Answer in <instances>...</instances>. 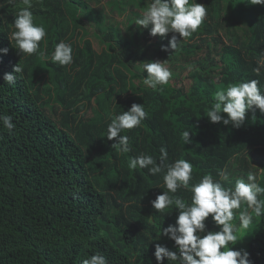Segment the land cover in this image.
Masks as SVG:
<instances>
[{
  "label": "trees",
  "instance_id": "trees-1",
  "mask_svg": "<svg viewBox=\"0 0 264 264\" xmlns=\"http://www.w3.org/2000/svg\"><path fill=\"white\" fill-rule=\"evenodd\" d=\"M151 3L32 0L33 22L46 35L28 55L12 39L22 0H0V49H8L0 53V115L15 125L12 131L0 125V264H82L97 252L107 264H157V243L176 251L161 235L175 225V206L156 212L151 204L167 191L165 173L129 165L141 154L158 162L162 147L167 164H192L190 186L210 174L234 188L236 179L249 182L251 174L264 187V113L253 106L238 128L206 117L215 93L230 84L256 79L264 92V6L196 0L207 15L190 37L179 38L171 32L153 37L151 25L135 24ZM173 35L181 39L177 48L162 50ZM60 42L72 47L69 65L51 59ZM155 61L172 72L158 90L143 82V63ZM18 63L23 71L17 75ZM5 74L17 75L16 82H5ZM133 103L148 116L122 131L130 148L122 153L105 135ZM185 131L191 143L183 140ZM171 195L191 203L189 189ZM254 222L240 251L250 264H264V215ZM205 224L201 235L219 230L211 216Z\"/></svg>",
  "mask_w": 264,
  "mask_h": 264
},
{
  "label": "clouds",
  "instance_id": "clouds-1",
  "mask_svg": "<svg viewBox=\"0 0 264 264\" xmlns=\"http://www.w3.org/2000/svg\"><path fill=\"white\" fill-rule=\"evenodd\" d=\"M22 3L24 7L18 11L12 24V39L15 41L14 48L20 54L32 55L38 51L39 42L45 37L46 31L43 26H37L33 22L32 0H22ZM248 3L264 6V0H248ZM206 15V7L197 4L196 0H152L142 17L136 19L135 24L143 28L151 25L149 34L153 37H164L171 32L178 34L179 38H188L200 27ZM180 40L173 35L167 47L162 50L176 49ZM7 51L8 49H0L2 54H7ZM72 51L70 44L60 42L55 46L51 59L59 65H69L73 62ZM41 57L48 59L46 53H41ZM22 71L19 63L13 68L17 75ZM143 71L148 74L147 78L143 79L144 84L153 90H158L159 86L168 83L172 77V72L165 66V62H145ZM17 75L5 74L4 81L14 84ZM258 85L259 81L252 79L230 84L226 89L217 91L206 117L212 123L222 122L225 126L232 124L238 128L245 120L246 111L253 106L264 113V92ZM147 116L143 105L136 103H133L128 111H122V114L115 116L105 135L109 141L115 139L112 147H118L122 153L129 152V137L121 133L123 130L139 126ZM0 125L9 131L15 127L12 117L8 115H0ZM189 135L190 131L183 132L185 143H191ZM167 157V150L162 147L158 162L147 154L129 159V165L133 169H148L149 174L153 176L165 173L163 181L167 191H163L151 202L152 208L156 212H163L174 205L178 212L175 225H169L161 233L174 241L176 251L157 243L154 251L157 264H161L164 259H167L168 264H250L247 252L233 249L242 239L237 235V227L233 223V210L240 208L242 202H246L257 216L264 215V200L258 198L260 194H264V187L253 182L255 176L251 174L247 177L249 182L236 179L234 188H224L214 181L210 174L204 175L199 183L190 186L192 164L185 159H177L174 163L167 164ZM180 188L190 190V204L185 203L179 196H170V193L175 194ZM209 216L219 230L201 235L205 232V221ZM240 220L246 228L251 217L247 212H242ZM82 264H107V259L97 252L84 259Z\"/></svg>",
  "mask_w": 264,
  "mask_h": 264
},
{
  "label": "rangeland",
  "instance_id": "rangeland-1",
  "mask_svg": "<svg viewBox=\"0 0 264 264\" xmlns=\"http://www.w3.org/2000/svg\"><path fill=\"white\" fill-rule=\"evenodd\" d=\"M114 18L117 19V21L120 20V18H119L118 16H114ZM230 177H231V178L234 177V172H232V174H231ZM234 185H235V183H234ZM239 210H240V208H239ZM239 210H237V212L234 213V220H233V223L236 225V227H239V229L242 228L243 230H246V231H245V234L243 233V230L237 232V235H238L239 237H241L242 239L234 245V248H235L236 250H239V251H240V250H244V249H245L246 242H247V240H248V238H249V235H248L249 233L247 232V229H246V228L249 229L250 225H252L253 223H255L254 221H256V214L252 211L251 208H249V207L246 205V207L243 209L242 212H247V213L249 214V216L251 217V220H250L249 225L245 228V227L241 224V222H239V221H241V220H240V214L242 213V212H241V213L238 215ZM236 219L238 220L237 223H235V222H236ZM253 220H254V221H253Z\"/></svg>",
  "mask_w": 264,
  "mask_h": 264
}]
</instances>
